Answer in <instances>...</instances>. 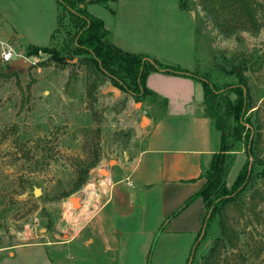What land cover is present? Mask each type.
Segmentation results:
<instances>
[{
  "label": "rangeland",
  "instance_id": "obj_1",
  "mask_svg": "<svg viewBox=\"0 0 264 264\" xmlns=\"http://www.w3.org/2000/svg\"><path fill=\"white\" fill-rule=\"evenodd\" d=\"M178 1L114 0L79 8L103 21L110 31L108 43L128 52L179 66L187 64L189 50L193 53L190 72L210 75L218 86L235 80V75L229 76L234 70L244 77L251 107L246 116L252 129V155L247 156L243 142L236 143L224 156L222 183L230 189L244 164L247 181L203 232L190 264H203L219 237V221L226 224L228 236L210 264H264V0H182L194 9L199 34L194 29L189 34L186 12L190 11L179 9ZM69 20V12L61 10L56 0H0V31L11 36L7 40V35H0V53L11 48L32 63L25 79L17 72L0 76V257L5 258L4 264H10L8 259L14 264L8 257L10 247L62 242L78 232L83 225L77 223L78 214L87 206L79 211L70 198H83L92 177L104 176L101 171L111 168V160L133 161L147 124L142 118L153 117L148 108L151 97L138 98L127 90L117 96L104 92L108 86L119 88L121 82L98 71L87 53L69 52L60 61L43 52L28 56L32 46L65 45L77 32ZM147 82L155 86L163 81L150 76ZM124 183L129 185L126 179ZM34 189L40 190L39 196H34ZM101 189L109 193L110 188ZM105 199L100 195L97 209ZM169 205L136 203L129 210L127 228L119 225L126 221L124 216L116 214L119 230H114V238L120 259L134 264L188 263L193 237L164 232L161 225L166 220L158 223Z\"/></svg>",
  "mask_w": 264,
  "mask_h": 264
},
{
  "label": "crops",
  "instance_id": "obj_2",
  "mask_svg": "<svg viewBox=\"0 0 264 264\" xmlns=\"http://www.w3.org/2000/svg\"><path fill=\"white\" fill-rule=\"evenodd\" d=\"M186 14L191 25L189 34H193L194 13L190 11ZM106 30L110 36V31ZM0 35L6 36L7 33L2 30ZM8 37L11 36L7 35V40ZM12 37L16 41L19 39L15 34ZM113 46L131 53L116 44ZM186 52L187 64L178 65L192 71L193 53L190 54L189 50ZM150 76H157L164 83L155 86L148 84ZM145 86L157 97L148 104V108L153 110V117L147 118V124L141 130V148L136 158L133 161L118 160L107 171L105 177L112 183L111 201L109 196L96 214L87 213L73 239L10 247L8 257L15 260L14 264H134L120 259L122 256L118 254L114 230H119L115 218L117 213L126 219L119 225H125L123 228L129 226V210L136 203L170 204L160 214L158 223L166 220L161 225L164 232L193 237L188 244L191 247L201 231L204 202L202 198L196 197L186 207H181L204 185L205 178L201 177V173L209 167L213 154L217 152L220 135L214 130L211 120L204 115L201 83L186 77L151 72L145 79ZM125 179L130 180L133 188H128ZM110 204L112 206L107 212L106 208ZM126 207L128 211H125ZM94 216L96 219L91 222ZM7 262L12 264L9 259ZM4 263L5 258L2 256L0 264Z\"/></svg>",
  "mask_w": 264,
  "mask_h": 264
},
{
  "label": "trees",
  "instance_id": "obj_3",
  "mask_svg": "<svg viewBox=\"0 0 264 264\" xmlns=\"http://www.w3.org/2000/svg\"><path fill=\"white\" fill-rule=\"evenodd\" d=\"M59 8L69 12L70 23L75 26L77 32L70 37L65 45L56 47H30L28 56H38L39 52L49 54L53 59L63 60L64 54L73 52L75 54L87 53L91 56L95 68L109 74L116 82H121L120 90L129 91L138 98L151 97L156 99V95L151 93L145 86V79L151 72H163L175 76L186 77L201 83L203 88V112L205 117L212 122L213 128L220 133L219 147L212 156L209 167L201 173L205 178V183L201 189L190 197L181 207H186L194 198H202L205 206V213L202 217V227L206 231L213 219L220 214L224 207L235 200L247 181L248 169L244 164L237 175L231 188L228 189L223 183L224 156L233 151L234 145L243 142L246 146L247 156H251V124L246 116L250 110L249 97L246 93V82L244 77L234 70L229 76L235 75V80L225 82L218 86L210 75H200L197 72H190L179 66L162 65L155 58L145 54H132L123 52L119 48L108 43V31L104 28L101 19L92 16L85 9L79 6L88 3L106 5L114 0H56ZM179 9L193 12V8L178 1ZM58 15L56 16V23ZM196 25V23H195ZM198 28L195 33L199 34ZM56 28L50 34V42L53 40ZM29 48V47H28ZM198 54V52H197ZM200 56H197L199 58ZM12 72H5L0 69V76L9 75ZM217 79L219 77L217 76ZM233 96V98L231 97ZM180 209V210H181ZM208 215V216H207ZM219 237L216 238L203 259V264H210L218 256V249L222 248L227 240V227L219 221ZM201 232V231H200ZM199 234L195 238L189 255L194 256L195 247L199 240ZM187 263V262H186Z\"/></svg>",
  "mask_w": 264,
  "mask_h": 264
},
{
  "label": "built area",
  "instance_id": "obj_4",
  "mask_svg": "<svg viewBox=\"0 0 264 264\" xmlns=\"http://www.w3.org/2000/svg\"><path fill=\"white\" fill-rule=\"evenodd\" d=\"M20 56H21L20 54L14 53V51L11 48L4 49L0 53V63L2 65L7 64V63L17 59ZM91 180H92V183L90 184L91 185L90 189H88L87 191H84L83 198H81V197L79 198L80 206H84V204H86V206H87L86 209H84V211H82L81 213L79 212V214H78L77 223H79V224L84 222V220L86 219L87 213H92V211H90V210L97 211V207L99 205L100 195H102V194L105 195L106 199L103 203L108 201L109 196H110V189H109V193H108L107 189L106 190L101 189L102 186H104L106 188L111 187L112 183L108 180L107 177H104V176L92 177ZM126 182L129 185H131L130 180L126 179ZM95 186L100 187L98 191L94 189ZM91 194H93V197L91 196ZM70 209H73V208L70 206ZM76 234H77V232L74 235L67 236L66 240L73 239Z\"/></svg>",
  "mask_w": 264,
  "mask_h": 264
},
{
  "label": "water",
  "instance_id": "obj_5",
  "mask_svg": "<svg viewBox=\"0 0 264 264\" xmlns=\"http://www.w3.org/2000/svg\"><path fill=\"white\" fill-rule=\"evenodd\" d=\"M31 65H32V63L27 58L20 56L17 59H15V60L7 63V64L2 65L1 70L5 71V72H17L20 74L21 79H25V74H26L27 70L31 67ZM109 91L112 92V94L114 96H117L121 92V90L115 86H108L104 92H109ZM142 122H143V124H146L147 118L143 117ZM115 162H116L115 160H111L109 162V165L113 166L115 164ZM101 173L104 176H107V171H103V172L101 171ZM33 194H34V196H39L40 190L34 189ZM70 201L73 203V207H75L77 209L80 208V200L78 197H71ZM203 232H204V229L201 230L200 235H199V239L202 237ZM190 263H191V256L189 257L187 264H190Z\"/></svg>",
  "mask_w": 264,
  "mask_h": 264
}]
</instances>
